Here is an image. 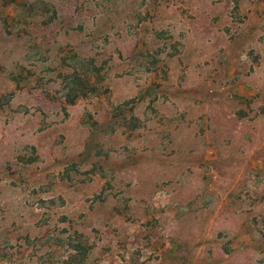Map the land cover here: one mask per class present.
Segmentation results:
<instances>
[{
    "label": "rangeland",
    "instance_id": "374dc122",
    "mask_svg": "<svg viewBox=\"0 0 264 264\" xmlns=\"http://www.w3.org/2000/svg\"><path fill=\"white\" fill-rule=\"evenodd\" d=\"M264 264V0H0V264Z\"/></svg>",
    "mask_w": 264,
    "mask_h": 264
},
{
    "label": "trees",
    "instance_id": "16d2710c",
    "mask_svg": "<svg viewBox=\"0 0 264 264\" xmlns=\"http://www.w3.org/2000/svg\"><path fill=\"white\" fill-rule=\"evenodd\" d=\"M68 264V263H67Z\"/></svg>",
    "mask_w": 264,
    "mask_h": 264
}]
</instances>
